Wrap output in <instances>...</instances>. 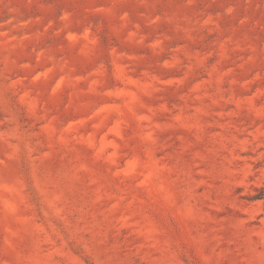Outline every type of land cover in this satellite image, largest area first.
Masks as SVG:
<instances>
[{
    "label": "rangeland",
    "instance_id": "obj_1",
    "mask_svg": "<svg viewBox=\"0 0 264 264\" xmlns=\"http://www.w3.org/2000/svg\"><path fill=\"white\" fill-rule=\"evenodd\" d=\"M0 264H264V0H0Z\"/></svg>",
    "mask_w": 264,
    "mask_h": 264
}]
</instances>
